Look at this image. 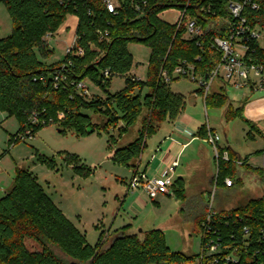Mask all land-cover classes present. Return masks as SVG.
Returning <instances> with one entry per match:
<instances>
[{
  "label": "trees",
  "instance_id": "obj_1",
  "mask_svg": "<svg viewBox=\"0 0 264 264\" xmlns=\"http://www.w3.org/2000/svg\"><path fill=\"white\" fill-rule=\"evenodd\" d=\"M0 1L5 2L13 21L11 35L0 40V111L19 122L10 144L14 146L31 139L41 129L53 125L58 126L60 132L74 128L84 136L99 133L101 129L110 132L120 124L127 133L140 123L136 140L117 149L113 156L119 165L133 168L135 175L147 140L160 129L154 128L153 122H174L186 106V97L173 92L171 85L162 80L161 73L167 72L173 82L176 67L184 61L194 67L198 77L210 73L220 58L211 47V40L213 36L223 35L217 29H224L218 19L228 17L226 4L229 0H147L148 5L142 12L136 11L129 0H124L118 16L109 14L102 0H82L73 6L61 5L58 0ZM188 6H199V9ZM169 8L186 9L189 19L196 18L204 26L201 46L198 40L184 38V26L178 28L159 18V14ZM208 8L211 14L205 13ZM71 15L79 19L76 34L85 54L66 56L63 61L50 65L43 61L53 53L46 36L55 35ZM255 15L264 16V11ZM211 23L216 27L209 28ZM104 27L110 29V38L99 42L96 31ZM130 42L146 43L151 47L147 81L130 73L133 66L128 49ZM107 71L108 76L105 75ZM57 73L64 74L67 81L56 83ZM116 76L125 78V88L111 94L108 89ZM86 80L106 96L85 95L77 89L78 84ZM145 86L149 92L142 97ZM199 92L203 96V91ZM245 104L234 108L224 87L220 91H210L205 99L207 109L225 108L227 120L241 118L256 129L243 117ZM145 109L148 114L144 116ZM34 115L37 117L35 123L32 121ZM94 116L106 118L105 124H96ZM208 133L205 124L198 134L206 140ZM114 137L111 135L112 141ZM230 157L229 162L215 161L219 167L217 187H225L226 178H231L234 184L241 182L235 158L231 153ZM247 160L248 157L244 165ZM49 164L57 169L54 161L50 160ZM75 170L84 176L91 171L79 166ZM256 171L264 173L260 169ZM171 191L176 198L187 201L182 178L175 179ZM202 209L196 218L201 233L206 207ZM263 214L264 195L242 206L222 210L214 219L212 228L222 237L223 247L231 245L232 251L240 252L241 264H264V241H260ZM246 228L251 231L248 237L244 232ZM25 238L35 240L41 250L29 251ZM104 239L102 232L97 243L91 245L86 233L56 205L37 176L28 169L16 167L14 186L0 199V264H200L199 254L188 257L171 251L159 229L150 230L144 239L123 229L106 249L103 248ZM247 241L250 242L248 246ZM49 244L60 248L71 261L60 259Z\"/></svg>",
  "mask_w": 264,
  "mask_h": 264
},
{
  "label": "rangeland",
  "instance_id": "obj_2",
  "mask_svg": "<svg viewBox=\"0 0 264 264\" xmlns=\"http://www.w3.org/2000/svg\"><path fill=\"white\" fill-rule=\"evenodd\" d=\"M181 14L180 9L169 8L161 12L159 18L166 23L176 24ZM70 20L71 16L58 32L48 39L53 53L43 59L44 62L51 65L65 59V47L71 43L76 32L75 27L69 23ZM12 31V18L5 2L0 1V40L7 38ZM128 49L133 57L130 73L140 80L147 81L151 47L146 43L130 42ZM176 78L178 77L175 76V80L171 83V89L186 97V114L198 119L201 124L210 121L220 136V145H231L243 159L250 157L247 164L251 168H264V153H262L264 120L258 121L262 134L252 129L241 118L227 120L225 118L227 109L210 107L205 109L201 99L196 98L197 83L185 78L178 80ZM85 83L90 89V95H100L103 98L106 96L90 81L86 80ZM124 88L125 78L116 76L112 79L108 90L111 94H116ZM221 88V81L216 80L211 91H220ZM147 92L149 88L145 86L141 93L142 97ZM226 93L234 108L240 107L243 102L261 105L264 99V92L251 93L247 89L229 88ZM143 114L144 116L148 114L146 109ZM246 116L243 114V117L248 119ZM93 120L99 125H104L106 122V118L100 116H94ZM164 123L157 121L152 125L154 128H160ZM139 124L131 127L127 133L121 129L123 125L120 124V127H115L110 132L101 129L99 133L84 136L79 135L74 128L60 132L59 127L53 125L41 129L35 137L13 147L9 137L11 134H16L19 122L15 117H9L5 112L0 111V157L1 160L6 158L7 166L16 164V167L32 171L56 205L77 228L86 233L91 245L97 243L102 232L105 233L103 248L106 249L117 232L123 229L137 234L141 239H144L150 230L159 229L163 231L166 245L171 251L188 257L196 256L200 253L202 244L201 232L196 221L198 215L203 212L202 204L207 206V214L211 200L214 201L215 210H230L246 204L251 199L260 198L264 195V173H253L247 166L239 167L243 184H237L232 189L217 187L215 183L211 185L208 179L199 183L192 182L195 168L189 161L192 160L195 147H191L180 160L181 166L177 171V177H182L190 189V192L186 190L189 199L186 202L180 200L173 192L171 195H159L155 198L139 192L135 201L138 207H135L132 201L135 200L137 193L130 192L125 202L122 194L131 181L133 168L119 165L114 161L113 156L117 149L126 147L136 140L141 128ZM111 135L115 136V141H112ZM168 135L163 128L152 133L147 140V150L159 149ZM211 155L209 167L199 163V167H203L206 173L210 170L215 173L212 150ZM50 160L55 162L59 171L50 166ZM76 166L91 171L84 176L75 170ZM198 189L205 190L202 194L203 198L197 192ZM25 245L31 252L41 250L40 244L31 238H25ZM48 247L60 259L71 261L57 246L49 244Z\"/></svg>",
  "mask_w": 264,
  "mask_h": 264
},
{
  "label": "built area",
  "instance_id": "obj_3",
  "mask_svg": "<svg viewBox=\"0 0 264 264\" xmlns=\"http://www.w3.org/2000/svg\"><path fill=\"white\" fill-rule=\"evenodd\" d=\"M82 0H58L61 5L73 6L81 3ZM124 0H102L106 11L109 14L118 16L121 12L122 3ZM136 11L142 12L148 5L147 0H129ZM264 0H229L226 4L228 17H219L218 23L224 28L217 27L222 36H213L211 47L220 54V58L210 73L205 77H198L194 72V67L182 62L175 71L174 77L189 79L197 83L200 90L203 91V98L206 99L211 91L212 85L216 80L221 81L222 88L226 90L247 89L251 93L264 92V16L255 15V13L264 11ZM205 13L211 14V8L205 10ZM75 16V15H74ZM77 17V16H76ZM78 18V17H77ZM79 22V19H78ZM178 28L185 27V39L198 40V45L201 46L202 38L205 35V28L198 22L196 18L189 19L187 10H183L180 20L176 23ZM78 26V23H77ZM216 25L211 23L209 28H215ZM77 30V28H76ZM96 34L99 42H105L110 38V29H97ZM52 35L46 36V40ZM94 47L93 44H91ZM66 56H83L85 48L80 45L79 37L76 32L71 40V43L65 47ZM71 64L70 60H68ZM65 66V64L63 65ZM108 71L105 75L108 76ZM162 80L166 84L172 83V77L165 71L161 73ZM60 80L67 81L64 74L57 73L55 82ZM77 89L85 95H90L89 88L85 82L78 84ZM264 100V99H263ZM63 115H60L62 118ZM32 121L37 122V117L34 115ZM208 128V137L206 142L209 143L214 152L216 162L220 159L231 161L230 152L226 146L220 145V136L212 133ZM29 134L30 131H27ZM237 166L244 164L243 159L233 160ZM179 166L178 160L173 161L155 177H148L145 173L135 174L129 183V188L132 190L143 189L146 194L155 198L160 194H171V187L175 182L176 170ZM217 169L219 167L217 166ZM218 173V172H217ZM218 177V176H217ZM226 187L234 186V181L231 178H226L224 181ZM220 211L214 209V201L211 200L207 208V214L202 222L201 233V250L199 262L202 264H241L240 252L233 250L231 245L223 247L222 237L213 230L212 225L214 219ZM262 228L260 241H264V214L262 218ZM245 235H250V229H245ZM247 246L250 242L247 241Z\"/></svg>",
  "mask_w": 264,
  "mask_h": 264
},
{
  "label": "crops",
  "instance_id": "obj_4",
  "mask_svg": "<svg viewBox=\"0 0 264 264\" xmlns=\"http://www.w3.org/2000/svg\"><path fill=\"white\" fill-rule=\"evenodd\" d=\"M69 23L75 27V31H76L78 18L74 15H71V20ZM199 90H200V88L198 87V89L195 92V96H196V98H200L201 101L205 105V100H204L203 96L200 95ZM89 91H90V89H89ZM175 93H178V92H175ZM186 103H187V100H186ZM205 109H207L206 106H205ZM186 111L187 110H186V106H185V109H184L182 115L176 121H174V122L166 121L162 125V127H160V128L165 129V133H167V135L168 134L169 135H168V137L165 138L164 142L160 145L159 149H157L156 151H154V148L151 151L147 150L148 149L147 148L148 141H147L146 148L144 149V152L142 153L141 158H140L139 162L137 163V166H138L137 171H138V173H145L146 175H148V177H155L164 169L165 166L170 165L175 160H178L179 166L176 170L175 179L182 178V177H177V171L181 166L180 160H182L183 156L185 155L186 151L189 148L195 147V149L193 150L192 156H191L192 160L189 161L190 164H192V166H194V168H195V169H193L195 173L192 175L191 181L195 182V183H199L202 180L206 181L208 179L210 181L211 185L214 183L216 185L215 180H217L218 169H217V164L215 162L216 161L215 156L213 158L214 159L215 173H213L211 170L208 173H206L202 169L203 167H199V163L205 164L204 166H206V167L210 166L209 162H210V159L212 158L211 150L213 152L212 146L209 143H207L206 140L202 139L199 136V134H198L199 130L205 124L210 129H214V128L210 124V121L207 120V122L205 124H201L198 119H193V118L189 117L186 114ZM243 114L245 116L247 115L246 117L248 118V120L256 126L255 130L257 132H261V134H262L263 131L260 129V127L258 125V121L264 120V100H263V102H261V105H256V104H253L251 102H248V103L246 102ZM214 133L217 134L216 131ZM13 135L11 134V136H13ZM252 137H254V135H252ZM15 146H13V147H15ZM222 146H224V145H222ZM226 147L231 148V149L227 148V150L234 156L235 160L243 159V157L239 153L234 151V149L232 148L231 145L228 144V146H226ZM213 154H214V152H213ZM247 157H245V158H247ZM249 158L250 157H248V160L246 161L245 165L243 164L242 166H237L238 170L240 169L239 167L247 166L248 170H250L253 173H259L256 171L257 169L264 171V168H251L250 166H248L247 162L249 161ZM5 159L6 158H3L1 160V157H0V199H2L7 193H9L14 186V177H15V170H16L14 167H16L15 166L16 164H14V165L9 164V166H7ZM240 173H241V170H239V175H240ZM240 178H241V175H240ZM239 184H243L242 178H241V182ZM235 185H237V184H234V186L231 188H228L226 186H225V188L232 189L235 187ZM184 186H185V189L190 192V189L187 187L185 180H184ZM126 187L127 188H125V190H123V193H122L124 196V200H123L124 202L127 200L130 192L137 193V195L135 196V200L132 201L133 202L132 205L135 204L136 197L138 196L139 192L146 193L143 189H135V190L130 189L129 184ZM197 192H199L200 193L199 195H201V198H203L202 194H204L205 190L201 189V191H200L198 189ZM160 195H166V194H160ZM167 195H171V194H167ZM121 207H122V205H121ZM135 207H138V206L135 204ZM202 207L205 208L207 206L205 204H202ZM218 211H222V209H220ZM128 232L132 233L131 231H128Z\"/></svg>",
  "mask_w": 264,
  "mask_h": 264
},
{
  "label": "water",
  "instance_id": "obj_5",
  "mask_svg": "<svg viewBox=\"0 0 264 264\" xmlns=\"http://www.w3.org/2000/svg\"><path fill=\"white\" fill-rule=\"evenodd\" d=\"M203 2H205L206 0H202ZM188 8L190 9H199V6H188Z\"/></svg>",
  "mask_w": 264,
  "mask_h": 264
}]
</instances>
